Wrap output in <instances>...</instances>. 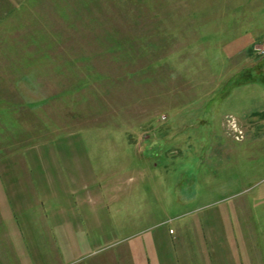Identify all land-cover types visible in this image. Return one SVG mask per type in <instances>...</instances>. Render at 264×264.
Here are the masks:
<instances>
[{
    "label": "rangeland",
    "instance_id": "1",
    "mask_svg": "<svg viewBox=\"0 0 264 264\" xmlns=\"http://www.w3.org/2000/svg\"><path fill=\"white\" fill-rule=\"evenodd\" d=\"M135 238L264 264V0H0V264Z\"/></svg>",
    "mask_w": 264,
    "mask_h": 264
},
{
    "label": "crops",
    "instance_id": "2",
    "mask_svg": "<svg viewBox=\"0 0 264 264\" xmlns=\"http://www.w3.org/2000/svg\"><path fill=\"white\" fill-rule=\"evenodd\" d=\"M240 45L238 46L240 47ZM153 241L148 242V245L151 247V249H148L149 253L144 250L142 240L140 241L135 238L128 243L129 251L131 252V256H133L135 264H159L161 257H163V259L167 258V264H179L176 251L172 249L165 251L166 246L163 242H157V239ZM153 251H155V253Z\"/></svg>",
    "mask_w": 264,
    "mask_h": 264
}]
</instances>
